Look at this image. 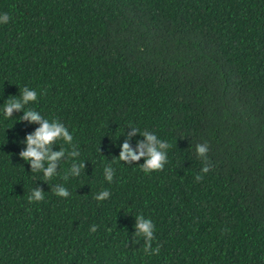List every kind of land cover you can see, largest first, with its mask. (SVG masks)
<instances>
[{
	"label": "trees",
	"instance_id": "16d2710c",
	"mask_svg": "<svg viewBox=\"0 0 264 264\" xmlns=\"http://www.w3.org/2000/svg\"><path fill=\"white\" fill-rule=\"evenodd\" d=\"M4 13L0 264H264V0H0ZM25 87V110L73 136L53 144L66 152L50 179L20 156L40 124L4 114ZM144 131L170 145L162 171L118 158Z\"/></svg>",
	"mask_w": 264,
	"mask_h": 264
},
{
	"label": "clouds",
	"instance_id": "9594fccd",
	"mask_svg": "<svg viewBox=\"0 0 264 264\" xmlns=\"http://www.w3.org/2000/svg\"><path fill=\"white\" fill-rule=\"evenodd\" d=\"M11 17L4 13L0 15V23H8ZM38 100V93L35 90H30L25 87L22 91L20 99L11 98L7 103L4 104V114L6 117H12L14 111H24L22 120H27L32 123L40 124V127L36 129L33 134L27 135V149L20 153V156L31 164L32 172L43 171L45 179H50L56 173L57 161H59L64 155L65 150L62 148L61 151H52V146L57 141H64L67 144H72L73 136L70 134L68 128L59 120L53 119L51 122L49 119H45L40 112L35 109L25 110V106L31 102ZM132 134H135L134 132ZM146 137L147 142H139V154L131 147L127 141L122 145V151L120 152L119 159L125 163H131L133 161H139L141 158L146 157V163L141 165V169L145 173H151L152 171H162L164 166L168 163L167 151L170 145L157 138L155 134L144 131L142 133ZM210 146L207 142L196 145V152L204 163L202 169L203 173H208L211 168V162L208 158ZM72 155H79V153H73ZM47 162L48 167H45ZM84 167L81 163L79 168L75 165L71 167V173L75 176L80 175V170ZM106 178L109 182L113 180V170L111 168L106 169ZM67 179V176L64 177ZM203 175L196 177L197 181H201ZM55 193L60 196L67 198L70 193L65 187H56ZM110 193L103 191L99 196L96 197L98 200H104ZM30 200L41 201L44 199L43 191L41 189L33 190L32 195L29 197ZM138 223L136 225L138 233H142L146 240V246L144 248L145 253L150 255H158L160 246L158 245L155 249H152V241L154 239L153 229L155 227L151 220H145L143 215L137 217ZM92 232L97 230L93 227Z\"/></svg>",
	"mask_w": 264,
	"mask_h": 264
}]
</instances>
